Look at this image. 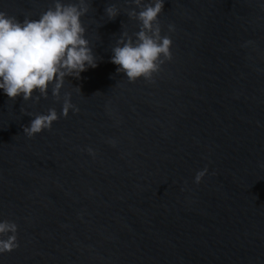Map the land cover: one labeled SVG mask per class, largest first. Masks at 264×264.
Returning a JSON list of instances; mask_svg holds the SVG:
<instances>
[{
  "label": "water",
  "instance_id": "obj_1",
  "mask_svg": "<svg viewBox=\"0 0 264 264\" xmlns=\"http://www.w3.org/2000/svg\"><path fill=\"white\" fill-rule=\"evenodd\" d=\"M54 3L0 12L36 20ZM89 5L98 66L62 90L78 112L30 138L24 126L62 100L0 90V221L19 242L0 264H264V0H166L172 59L134 82L111 62L139 30L128 0Z\"/></svg>",
  "mask_w": 264,
  "mask_h": 264
},
{
  "label": "clouds",
  "instance_id": "obj_2",
  "mask_svg": "<svg viewBox=\"0 0 264 264\" xmlns=\"http://www.w3.org/2000/svg\"><path fill=\"white\" fill-rule=\"evenodd\" d=\"M166 0H128L127 15L138 23L139 30L129 35L123 31L112 48L111 62L117 72L130 81L152 80L162 64L172 59L173 41L163 33L159 17L164 12ZM90 11L89 0H55L54 6L36 19L20 21L0 12V90L10 99L23 101L47 99L51 95L60 102L62 111L50 108L46 113L36 114L24 133L33 137L52 125L61 115L79 109L72 103L71 93L62 90L66 77L81 79L89 68H96V54L87 39L83 17ZM109 20H115L121 11L115 5L105 8ZM169 31H175L169 25ZM80 89V87H77ZM35 94V97H34ZM200 171L195 182L200 183L206 173ZM18 226L15 222L0 221V253L19 247Z\"/></svg>",
  "mask_w": 264,
  "mask_h": 264
}]
</instances>
